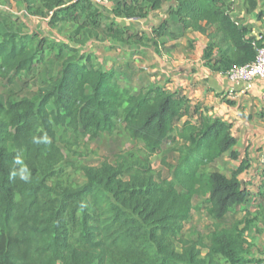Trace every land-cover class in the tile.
<instances>
[{
    "label": "trees",
    "instance_id": "trees-1",
    "mask_svg": "<svg viewBox=\"0 0 264 264\" xmlns=\"http://www.w3.org/2000/svg\"><path fill=\"white\" fill-rule=\"evenodd\" d=\"M11 1L0 0V81L12 88L0 96V264H262L248 236L255 228L264 232V167L254 198L240 178L250 167L247 158L230 175L207 168L228 152L239 158L232 124L208 113L194 120L197 108L181 90L156 82L121 85L113 69L95 66L93 55L80 49L92 38H110L150 41L160 54L171 48L161 49L159 38L191 30L208 37L205 64L225 72L253 62L264 45L235 16L231 0H113L115 17L130 19L172 2L151 34L132 31L91 0H23L52 27L75 24L71 40L78 45L29 31L4 8ZM257 16L264 24V9ZM53 53L61 61L57 74L46 76L36 98L19 95L18 78ZM120 122L144 144V153L83 164L85 181L73 180L59 140L113 133ZM167 139L178 152L176 164L163 159L174 178L157 179L151 156ZM195 197H205L216 220L208 241L182 235ZM238 207L245 215L222 225Z\"/></svg>",
    "mask_w": 264,
    "mask_h": 264
},
{
    "label": "rangeland",
    "instance_id": "rangeland-1",
    "mask_svg": "<svg viewBox=\"0 0 264 264\" xmlns=\"http://www.w3.org/2000/svg\"><path fill=\"white\" fill-rule=\"evenodd\" d=\"M16 2V3H14ZM3 5L4 8L15 10L16 15L27 24L29 31H36L42 36H47L50 39L67 42L73 45H78L71 40V33L75 28L73 23H62L58 27L49 25L47 18L34 16L32 14L20 13L23 8L20 1L16 0ZM234 8V14L239 15L242 9H247L250 13H255L259 9H264V0H231ZM170 1L164 3L163 9L150 16L146 20L141 19L145 23L141 26L137 21H129L133 30H144L145 33L151 34L154 27H157L169 15L167 14ZM113 0H109L107 4L101 6L104 13L110 15L115 19V15L111 9ZM256 7L254 8L253 6ZM251 8V10H249ZM255 11V12H254ZM166 15V16H165ZM256 16V15H255ZM118 23H128L124 20H117ZM140 25V27H139ZM146 28V30L144 29ZM199 33L187 30L184 34H179L176 30L171 37L159 38L161 49L171 48L170 52L162 50L166 56V60L173 65H180L186 62L185 54H190L196 58L200 55V48L197 44L205 41V36H200ZM195 42V45L192 43ZM149 46L139 43H125L113 39H100L92 38L87 44L80 47L82 52L90 53L93 55V64L97 67L113 69L117 75L121 85H133L138 88L148 86L151 82H155L158 75L156 70L150 69L149 63L152 51H156L155 46ZM192 43V44H191ZM194 46L193 50L190 48ZM157 52V51H156ZM158 53V52H157ZM61 68V61L55 58L54 53L48 55L45 60L37 63L36 70L29 74H23L17 81V93L19 95H26L36 98L39 93V87L45 84L46 76L48 74L56 75ZM12 89L6 79L0 81V96L6 97ZM194 120H197L194 117ZM72 142V143H71ZM59 143L64 147L67 153V163L65 164L66 170L70 177L78 182L85 181L84 173L81 169L83 164L100 165L103 162L115 163L117 155L127 151L135 150L139 153H144V144L138 140L133 139L128 130L125 128V123L120 122L118 128L113 133L105 132L97 136H81L78 142L72 140L71 137L66 136L61 138ZM166 159L169 163L176 164L178 159V152L172 148L170 139H167L161 149L151 156V165L155 170L157 179H173L174 174L171 169L163 162ZM236 160L231 158L230 153L225 154L220 161L208 165L209 171L220 170L230 174L231 169L235 168ZM256 197V196H255ZM255 203L251 207L253 210ZM194 204L196 208L192 211L190 218L185 222L182 235L191 240L204 238L208 241L209 233L214 229L216 220L208 213V203L205 197H195ZM245 212L239 207L236 210L230 211L221 221L222 225L230 226L236 220L241 219ZM249 242L252 243L251 254L255 257H264V232L258 233L256 228L249 233ZM207 251L203 249V254Z\"/></svg>",
    "mask_w": 264,
    "mask_h": 264
},
{
    "label": "crops",
    "instance_id": "crops-1",
    "mask_svg": "<svg viewBox=\"0 0 264 264\" xmlns=\"http://www.w3.org/2000/svg\"><path fill=\"white\" fill-rule=\"evenodd\" d=\"M14 1L16 0L11 2ZM19 1L24 5L20 13L30 14L26 3L23 0ZM163 6L151 11L143 20L161 11ZM258 11L250 13L247 9H242V12L236 16L241 19V23L252 27L253 35L264 38V24L257 16ZM13 12L16 13L15 10ZM115 19L127 21L128 23H123L124 25L129 24V21H133L134 24H137L135 21L142 22L141 19L121 17H115ZM139 24L143 26L145 23ZM199 34V38L200 36L207 38L206 35ZM192 43L195 45V42L192 41ZM207 43L208 38L206 41L202 39V42L197 44L200 48V55L195 58L190 54H185L186 62L183 64L173 65L169 58L166 60L164 54L156 51L151 52L149 63L146 64L150 65V69L158 72L155 78L156 83L166 85L171 90H181L191 99L192 107L197 108L196 118H199L202 113H208L222 117L232 124V133L238 139L235 149L239 153V158L235 159V168L244 158L250 161V167L241 173L240 178L250 189L254 198L260 186L262 170L260 161L264 157V79H255L250 89H246L243 84L231 83L224 72L214 71L205 64L204 49ZM193 48L194 46L190 49L193 50ZM220 160L221 158L216 162Z\"/></svg>",
    "mask_w": 264,
    "mask_h": 264
},
{
    "label": "built area",
    "instance_id": "built-area-1",
    "mask_svg": "<svg viewBox=\"0 0 264 264\" xmlns=\"http://www.w3.org/2000/svg\"><path fill=\"white\" fill-rule=\"evenodd\" d=\"M97 5L107 4L109 0H91ZM260 38V37H259ZM229 81L233 84H243L246 89H250L253 86L255 79H264V45L257 46L256 59L246 65H236L229 70L225 71ZM262 167H264V157L260 161ZM262 264H264V257Z\"/></svg>",
    "mask_w": 264,
    "mask_h": 264
},
{
    "label": "clouds",
    "instance_id": "clouds-1",
    "mask_svg": "<svg viewBox=\"0 0 264 264\" xmlns=\"http://www.w3.org/2000/svg\"><path fill=\"white\" fill-rule=\"evenodd\" d=\"M39 142V141H38ZM45 142H47V137H45ZM13 175H15V173H13ZM21 179L23 180H28V176L24 175L23 173L21 174Z\"/></svg>",
    "mask_w": 264,
    "mask_h": 264
}]
</instances>
